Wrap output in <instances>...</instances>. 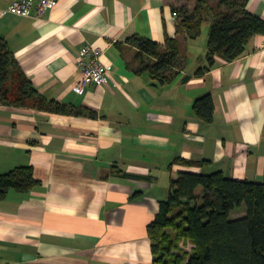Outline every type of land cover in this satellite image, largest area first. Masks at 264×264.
Here are the masks:
<instances>
[{
	"label": "crops",
	"instance_id": "1",
	"mask_svg": "<svg viewBox=\"0 0 264 264\" xmlns=\"http://www.w3.org/2000/svg\"><path fill=\"white\" fill-rule=\"evenodd\" d=\"M14 1L0 0V37L23 74L48 100L97 118L0 103V173L31 167L40 183L0 202V264H153L147 227L179 173L263 180L264 35L237 60L216 59L197 75L207 66L208 32L200 43L177 34L174 0H55L38 19L35 11L4 13ZM246 10L264 21V0H249ZM133 37L162 47L178 41L172 83L136 73ZM87 46L102 52L109 76L77 94V60ZM206 94L210 124L192 111ZM177 158L210 164H172Z\"/></svg>",
	"mask_w": 264,
	"mask_h": 264
},
{
	"label": "trees",
	"instance_id": "2",
	"mask_svg": "<svg viewBox=\"0 0 264 264\" xmlns=\"http://www.w3.org/2000/svg\"><path fill=\"white\" fill-rule=\"evenodd\" d=\"M191 5L172 6L176 32L187 41L201 36L210 22L207 39L208 72L220 59L233 62L246 51L250 40L264 35V21L249 13V0H187ZM138 48L137 74L147 73L159 85H168L181 66L179 43L167 38L165 46L148 39H130ZM146 56V60H145ZM0 103L13 107H32L51 113L97 118L96 112L73 109L48 100L23 74L7 42L0 37ZM195 116L205 124L213 121V99L206 94L192 105ZM172 164L200 168L209 161L177 158ZM113 175L128 178L121 171ZM31 167H18L0 173V202L9 191L28 193L39 186ZM202 192L199 193L198 189ZM168 199L160 202L159 212L147 227L153 264H264V178L261 182L227 178L222 172L210 174L182 172L170 182ZM245 204L246 214L231 220V212ZM192 245L190 253L184 250Z\"/></svg>",
	"mask_w": 264,
	"mask_h": 264
},
{
	"label": "built area",
	"instance_id": "3",
	"mask_svg": "<svg viewBox=\"0 0 264 264\" xmlns=\"http://www.w3.org/2000/svg\"><path fill=\"white\" fill-rule=\"evenodd\" d=\"M55 0H40L36 5L33 0H16L4 13H9L18 17H30L32 12H36V18L54 7ZM78 78L74 84L73 91L82 94L86 86L94 84L103 87L108 80L109 67L103 61L102 52L93 47H83L80 50L77 60Z\"/></svg>",
	"mask_w": 264,
	"mask_h": 264
},
{
	"label": "rangeland",
	"instance_id": "4",
	"mask_svg": "<svg viewBox=\"0 0 264 264\" xmlns=\"http://www.w3.org/2000/svg\"><path fill=\"white\" fill-rule=\"evenodd\" d=\"M212 1H215V0H212ZM175 4L178 6V7H181V6H185L187 5L188 1L187 0H174ZM210 20L205 22L204 25H203V28H202V34H201V37L198 39L199 43L200 41H202V36L208 32L209 30V27H210ZM208 36V35H207ZM198 192L201 193L202 190L201 188L198 189ZM244 211V213H242ZM246 214V207H245V204H242L240 206H238L237 208H235L232 212V215H231V220H237V219H240L242 218L243 216H245Z\"/></svg>",
	"mask_w": 264,
	"mask_h": 264
}]
</instances>
